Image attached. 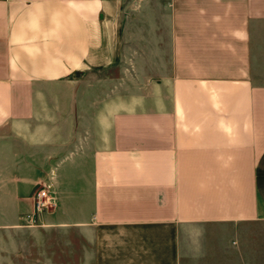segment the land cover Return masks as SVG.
Returning a JSON list of instances; mask_svg holds the SVG:
<instances>
[{
  "label": "crops",
  "instance_id": "obj_1",
  "mask_svg": "<svg viewBox=\"0 0 264 264\" xmlns=\"http://www.w3.org/2000/svg\"><path fill=\"white\" fill-rule=\"evenodd\" d=\"M0 264H264V0H0Z\"/></svg>",
  "mask_w": 264,
  "mask_h": 264
},
{
  "label": "built area",
  "instance_id": "obj_2",
  "mask_svg": "<svg viewBox=\"0 0 264 264\" xmlns=\"http://www.w3.org/2000/svg\"><path fill=\"white\" fill-rule=\"evenodd\" d=\"M32 207L33 211L26 216L30 224H40L39 219L47 212H51L56 208V202L47 185H40L32 194ZM29 224V225H30Z\"/></svg>",
  "mask_w": 264,
  "mask_h": 264
}]
</instances>
